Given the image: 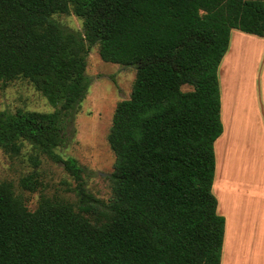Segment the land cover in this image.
I'll use <instances>...</instances> for the list:
<instances>
[{"label":"trees","instance_id":"16d2710c","mask_svg":"<svg viewBox=\"0 0 264 264\" xmlns=\"http://www.w3.org/2000/svg\"><path fill=\"white\" fill-rule=\"evenodd\" d=\"M69 12L81 32L53 18ZM232 29L264 38V0H0V89L26 79L53 107L0 111V148L26 142L62 163L77 195L42 197L30 211L0 183V264H220L214 143ZM94 45L103 61L135 69L107 135V201L56 152L87 94ZM21 183L34 190L37 181Z\"/></svg>","mask_w":264,"mask_h":264},{"label":"rangeland","instance_id":"374dc122","mask_svg":"<svg viewBox=\"0 0 264 264\" xmlns=\"http://www.w3.org/2000/svg\"><path fill=\"white\" fill-rule=\"evenodd\" d=\"M53 18L71 30L82 31V19L72 12L57 13L53 15ZM231 43L236 60L233 63L235 67L231 72V78H234V85L239 90L243 86L242 81L244 78L242 76L236 77V66L243 64V58L247 57L248 54L250 56L248 58L252 66L250 70L252 89L249 108L252 111V117H250L249 128L243 126L240 129V136L247 134L248 130V135L252 136L249 139L248 137L244 138V140H249L247 142L249 144H243V150L247 155H250L256 167L255 172L251 170L252 177L259 178L264 176V111L262 107V105L264 106V38L232 29L229 49ZM236 44L239 45V48ZM241 47L246 51H242ZM228 52L229 50L226 54ZM230 55L227 57L228 60ZM219 72L220 66L218 75ZM86 74L91 80L87 94L81 101L73 121L66 127L63 143L56 148V152L63 159H75L84 169L82 181L86 190L95 197L107 201L112 195L109 175L113 171L115 159L108 144L107 135L116 104L129 97L135 78V69L103 61L98 54V45H94L86 57ZM254 95L257 99V114L254 113L253 109ZM234 105L237 106V104ZM2 110L11 112L16 110L50 112L53 107L30 82L23 78H17L0 89V111ZM238 145H242V141H239ZM229 146V152L227 151L225 154H228L230 158V179L233 176L235 179L243 177L235 169L234 147L233 145ZM240 164H242V159ZM31 175L32 179L37 181L34 190L25 188L21 183L23 178ZM232 182L233 180H231ZM0 183H9L14 196L20 199L30 211L36 209L42 197L70 202L77 201L76 181L71 174L64 170L62 163L55 162L44 153L37 152L26 142L21 143L18 152L5 151L0 148ZM212 191L217 197L213 189Z\"/></svg>","mask_w":264,"mask_h":264},{"label":"crops","instance_id":"0c3cea01","mask_svg":"<svg viewBox=\"0 0 264 264\" xmlns=\"http://www.w3.org/2000/svg\"><path fill=\"white\" fill-rule=\"evenodd\" d=\"M231 42L233 43V40ZM232 43L230 49L228 48V54L225 53L226 58L224 55L220 63L219 84L221 86L220 98H222L220 114L224 131L214 143L216 179L214 175L212 189L217 195V197L215 196L217 212L224 217L220 264H262L264 262V176L252 177L251 170L255 172L256 167L250 155H247L243 150V144H249L247 143L248 139L252 138L251 135H248L249 130L247 134L240 136V129L243 126L249 128L250 117H252V111L249 108L252 89L250 70L252 66L248 58L250 57L249 54L243 58V64L236 66V77L242 76L245 79H243V86L239 90L234 85V78H231V72L235 67L233 63L236 61L235 54L231 51ZM240 45L242 46L241 43ZM241 49L246 51L243 47ZM229 54L231 55L228 60ZM248 77L249 79H247ZM256 107L257 99L254 95L253 109L255 114H257ZM262 107L264 111V106L262 105ZM245 137L248 139L244 140ZM239 141H242L240 146L238 145ZM229 145L234 147L235 169L243 177L235 179L233 176L230 179L231 163L229 155L225 154ZM251 146L253 149V144ZM241 159L242 164H240ZM239 167L241 168L239 169ZM251 167L253 168L251 169ZM231 180H233L232 183Z\"/></svg>","mask_w":264,"mask_h":264},{"label":"bare ground","instance_id":"6f19581e","mask_svg":"<svg viewBox=\"0 0 264 264\" xmlns=\"http://www.w3.org/2000/svg\"><path fill=\"white\" fill-rule=\"evenodd\" d=\"M237 46V45H236ZM233 51V50H232Z\"/></svg>","mask_w":264,"mask_h":264}]
</instances>
